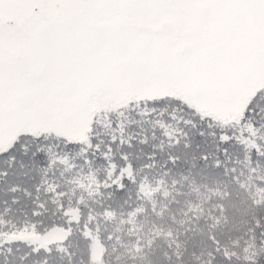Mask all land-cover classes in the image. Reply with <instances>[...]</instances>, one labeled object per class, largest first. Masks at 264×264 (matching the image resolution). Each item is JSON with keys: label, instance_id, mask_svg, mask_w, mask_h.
<instances>
[{"label": "snow or ice", "instance_id": "1", "mask_svg": "<svg viewBox=\"0 0 264 264\" xmlns=\"http://www.w3.org/2000/svg\"><path fill=\"white\" fill-rule=\"evenodd\" d=\"M160 156L264 161V0H0V264H49L58 169Z\"/></svg>", "mask_w": 264, "mask_h": 264}, {"label": "trees", "instance_id": "2", "mask_svg": "<svg viewBox=\"0 0 264 264\" xmlns=\"http://www.w3.org/2000/svg\"><path fill=\"white\" fill-rule=\"evenodd\" d=\"M211 164L181 156L165 166L160 156L110 174L58 169L60 193L45 197L56 203L40 219L66 234L46 243L49 264H264V161ZM10 198L0 188V207ZM22 220L16 208L0 215V222Z\"/></svg>", "mask_w": 264, "mask_h": 264}, {"label": "rangeland", "instance_id": "3", "mask_svg": "<svg viewBox=\"0 0 264 264\" xmlns=\"http://www.w3.org/2000/svg\"><path fill=\"white\" fill-rule=\"evenodd\" d=\"M163 202L167 203V200L162 199ZM71 221H75V218L70 219ZM65 230V229H64ZM86 229H81V233L84 234ZM66 234V230L63 232L61 229L52 228L50 229L44 236H40L38 233L27 232L22 234V238L30 239L33 241H39L41 247H46V243L51 241H58L60 240L64 234ZM60 260L57 264H60ZM168 264H179L178 262H168Z\"/></svg>", "mask_w": 264, "mask_h": 264}]
</instances>
